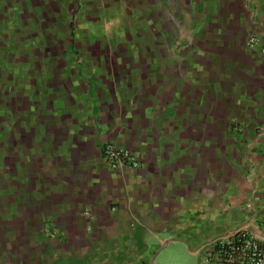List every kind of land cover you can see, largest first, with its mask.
<instances>
[{"label":"crops","instance_id":"obj_1","mask_svg":"<svg viewBox=\"0 0 264 264\" xmlns=\"http://www.w3.org/2000/svg\"><path fill=\"white\" fill-rule=\"evenodd\" d=\"M250 35L264 48V0H0V264H193L233 229L264 239ZM103 141L141 167L107 171Z\"/></svg>","mask_w":264,"mask_h":264},{"label":"built area","instance_id":"obj_2","mask_svg":"<svg viewBox=\"0 0 264 264\" xmlns=\"http://www.w3.org/2000/svg\"><path fill=\"white\" fill-rule=\"evenodd\" d=\"M260 40L253 35L246 38L244 44L249 52L264 54ZM254 45L259 46L257 53ZM100 158L107 171L125 172L141 167L127 148L109 142H101L97 146ZM264 233V221L258 227ZM200 264H264V239H258L248 230L233 229L223 238L213 239L202 250Z\"/></svg>","mask_w":264,"mask_h":264},{"label":"rangeland","instance_id":"obj_3","mask_svg":"<svg viewBox=\"0 0 264 264\" xmlns=\"http://www.w3.org/2000/svg\"><path fill=\"white\" fill-rule=\"evenodd\" d=\"M256 17V14L254 15ZM203 19V18H202ZM74 25H76V20L74 19ZM78 27H80V24L78 25ZM94 33H91V32H87V34H85V37L87 38V42L88 43H93V40H94V35H92ZM258 39L259 37L256 36ZM153 38H151L150 41H146L144 44V47L150 49V47H155V45L157 44L155 40H152ZM155 42V43H154ZM114 43L115 45H120L122 44L123 42H121V40L118 42L116 40H114ZM253 51H255L257 53V51H259V46L257 45H254V48L252 49ZM67 53H66V57H67V60L71 62V65L76 69L77 73H78V78L79 79H82L83 82L86 84V85H89L88 87H94V84H93V81L91 79V77L89 75H85L83 74V67L82 65L84 64L82 61H83V56L78 54V53H75L73 51V49L71 47H68L67 49ZM258 55H264V54H258ZM8 131L10 132V129H8ZM1 138V136H0ZM0 155H1V152H0ZM3 158L0 156V159ZM166 252V251H165ZM169 252H167L166 254H168ZM199 255L198 257H195V260H194V263L193 264H200L199 263Z\"/></svg>","mask_w":264,"mask_h":264}]
</instances>
